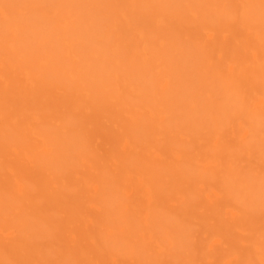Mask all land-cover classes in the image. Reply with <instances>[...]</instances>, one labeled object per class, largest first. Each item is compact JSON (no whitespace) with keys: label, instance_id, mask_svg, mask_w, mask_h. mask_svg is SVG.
Here are the masks:
<instances>
[{"label":"bare ground","instance_id":"1","mask_svg":"<svg viewBox=\"0 0 264 264\" xmlns=\"http://www.w3.org/2000/svg\"><path fill=\"white\" fill-rule=\"evenodd\" d=\"M0 264H264V0H0Z\"/></svg>","mask_w":264,"mask_h":264}]
</instances>
